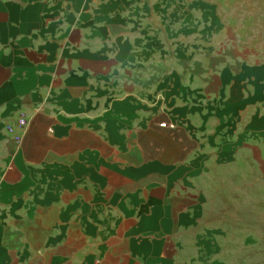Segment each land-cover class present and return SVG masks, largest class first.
<instances>
[{"label": "crops", "instance_id": "crops-1", "mask_svg": "<svg viewBox=\"0 0 264 264\" xmlns=\"http://www.w3.org/2000/svg\"><path fill=\"white\" fill-rule=\"evenodd\" d=\"M212 11L0 0V264L213 262L219 185L264 177V61Z\"/></svg>", "mask_w": 264, "mask_h": 264}, {"label": "rangeland", "instance_id": "rangeland-1", "mask_svg": "<svg viewBox=\"0 0 264 264\" xmlns=\"http://www.w3.org/2000/svg\"><path fill=\"white\" fill-rule=\"evenodd\" d=\"M218 17L236 30L241 47L264 61V0H205ZM211 264H264V177L251 164L235 171L228 184L219 185Z\"/></svg>", "mask_w": 264, "mask_h": 264}, {"label": "built area", "instance_id": "built-area-1", "mask_svg": "<svg viewBox=\"0 0 264 264\" xmlns=\"http://www.w3.org/2000/svg\"><path fill=\"white\" fill-rule=\"evenodd\" d=\"M21 125H25V121H21ZM162 126H166V123H162Z\"/></svg>", "mask_w": 264, "mask_h": 264}]
</instances>
